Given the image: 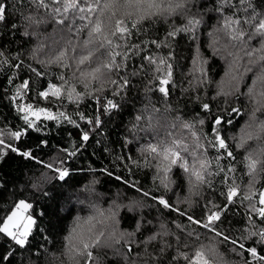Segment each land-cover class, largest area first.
Returning a JSON list of instances; mask_svg holds the SVG:
<instances>
[{
    "label": "trees",
    "instance_id": "16d2710c",
    "mask_svg": "<svg viewBox=\"0 0 264 264\" xmlns=\"http://www.w3.org/2000/svg\"><path fill=\"white\" fill-rule=\"evenodd\" d=\"M8 5V18L6 22H0V132L8 133L15 130H23L25 122L22 119L23 113L17 110L18 105L23 106L32 103L34 107L48 108L54 114L64 112L66 116L76 121L75 124L68 123L63 118L48 121L41 115L36 121L41 127L37 132L31 129L22 137V140L15 143L25 150H32L37 160L22 158L15 153H9L3 161H0V223L10 215L20 200L33 204L34 208L29 209L36 219L38 228H33V235L29 237V245L19 248L11 238L0 234V257L14 252L8 260H0V264H86L85 258L76 256L70 259L69 237L77 217L81 222L87 216L94 214L95 209L107 210L113 205H119V224L117 228L121 231H134L137 223L141 224L140 232L132 241H121L112 247L101 246L92 249L93 256L98 264H187L181 252H188L191 255L193 249L201 245L215 244L219 256L222 258L219 264H244L247 258L252 260L248 253H241L239 249L233 251L230 243H220L219 238L202 227L190 224L185 217L179 216L176 212H169L161 209L154 200L143 195L148 192L151 195H164L170 201L196 218H203L201 205L208 199H214L217 204H223L224 198L218 195L222 190L221 176L212 179V187L204 186L200 189L201 196H191L192 207L185 203L189 197V186L182 170L176 168L170 174L176 184L167 191L160 185V178L153 166H145V160L140 152L141 146L155 139H165L170 132L174 133L177 139L185 137L186 143H190L187 130H181L179 126L172 129L171 125L177 116L186 120H193L197 114L199 118L205 119L203 131L211 133V120L217 114L223 112L224 116L233 122L225 124L222 134L227 139L235 156V178L240 185L241 196L251 179L247 173V160L249 153L253 158L264 149V139H252L247 141L244 148L236 147L242 130L250 122L253 105L247 95L218 96L221 90H230V65L233 56L242 57L240 64L247 65V58L241 50L243 46L232 47L228 37L223 33L216 37L219 40L217 53L209 47L213 37L209 36L219 25L221 16L214 11L219 0H201V11L204 13V24L198 29V39L193 41L187 33H180L173 38H167V33L174 27H180L184 23L182 16L168 18H154L151 21H144L138 30H133L130 36L124 40L114 39V43L122 47L116 51L123 53L130 46L132 51L128 53L125 60L123 56L117 57V63L126 65L118 73L114 72L108 79H118L125 76L131 80L132 86L128 88L122 97L113 95L114 85H107L105 92L101 95L107 99H115L121 104L118 110L105 113L101 110L102 100L97 103L94 96H86L83 100L72 102L65 96L63 99L39 97L38 93L47 90L49 83H59V77L64 75L69 82L75 84L77 92L85 93L83 85L73 76L78 75L75 67V60L70 61L71 67H64L54 63L61 51L65 50L69 41L76 47L75 53L69 55L87 54L82 51L83 42L87 40L88 29L84 28L79 33L77 27L86 25L87 20L81 21L78 14L72 10L66 14L70 19L65 25L55 23L51 11L45 8H37L31 0H6ZM259 10H264V0H255ZM56 6V5H53ZM231 15V10L228 11ZM244 13L241 12L240 15ZM26 17H35L30 22ZM75 25L69 31L72 19ZM94 20V17H92ZM135 19V17H133ZM12 25L16 27L13 28ZM106 33L111 36L115 30L114 20H103L102 25ZM158 40L167 46L157 48L150 41ZM227 45V47H225ZM250 47L259 46V37L251 42ZM90 48L93 45L89 46ZM103 51V50H101ZM169 51L173 52L172 81L174 87L167 97L158 91L146 92L148 80L152 79V71L155 66H148L146 56H167ZM232 53L233 55H229ZM107 53L99 57L105 60ZM207 60L203 65L206 76L205 83L200 84L202 78L200 72V59ZM7 61V62H5ZM21 67H16V65ZM144 65L147 72L141 71L139 75L132 76L131 73L138 71ZM95 66V58L91 64L81 65L83 71H90ZM37 72L45 75H37ZM254 79L253 73L249 72L241 84V92L247 93L245 85H251ZM24 80L31 81V88L24 90L26 95L18 97L16 101L12 97L16 95L17 89ZM93 87H99L94 84ZM199 97V100H197ZM215 98V99H213ZM225 100L228 103H225ZM201 103H210L212 111L205 115L201 109ZM236 107L241 109L239 114H230V109ZM154 109V110H153ZM83 115L85 119H79ZM142 115L144 118L139 123L135 132L130 131L136 123L135 117ZM99 116L102 125L97 129L88 124L87 120ZM35 119L34 117H30ZM258 120H264V115L257 113ZM92 130L90 139L81 143V131ZM235 137V139H233ZM7 140V136L3 137ZM41 140H46V145H41ZM129 141H131L129 143ZM79 146L78 150L77 147ZM67 149L68 154L63 151ZM76 150L73 156L71 153ZM209 159L212 160V171H216L217 156L215 150H209ZM264 160V156L259 157ZM65 161V167L69 168L71 175L66 178L67 182L57 179L54 171L44 167L38 161L45 163H59ZM133 160L137 163H133ZM231 162L222 158L221 166L227 167ZM111 172L109 176L107 172ZM232 175V174H230ZM47 177L48 179H45ZM116 177H121L117 180ZM128 183H124V181ZM135 187H132V184ZM36 185V187H34ZM264 187V173L257 176L255 189ZM46 191L47 196L41 192ZM133 201H139L141 207L129 211L127 206ZM40 213H43L41 216ZM248 201L237 202L230 207L226 215L222 216L220 230L229 233L240 242L251 246V241L243 240L249 230L255 226L264 227L260 224V218L255 217L254 222L249 219ZM110 223V222H109ZM176 224L184 226L183 230L178 229ZM198 232L199 239L195 236L188 237L187 232ZM107 234V232H106ZM156 235L157 239L151 244L144 241ZM180 237L177 243L176 237ZM132 243L133 252L128 260L123 258L121 253L127 252V244ZM187 243L188 248L183 245ZM79 247V241H73ZM165 244L171 247L166 248L163 255L161 248ZM211 259V258H210ZM212 264H216L213 260ZM253 264H256L253 261Z\"/></svg>",
    "mask_w": 264,
    "mask_h": 264
},
{
    "label": "snow or ice",
    "instance_id": "6c2138e0",
    "mask_svg": "<svg viewBox=\"0 0 264 264\" xmlns=\"http://www.w3.org/2000/svg\"><path fill=\"white\" fill-rule=\"evenodd\" d=\"M31 3L35 4L37 8H45L51 11L53 17H60L55 19V23L59 25H65L70 19L66 15L69 10H72L73 14H78L81 21H88L86 25L76 28L78 33L84 28L88 29L89 38L80 46L81 50L86 51L87 54H81L78 57L69 55V53H75L77 47L73 46L71 41H69L65 50L61 51L53 62L59 63L64 67H71L72 65L69 62L75 60L78 75L73 73V76L79 80L86 90L91 89V91H86L85 93L77 92L75 84L70 83L67 77L61 75L59 83H49L47 90L40 91L38 96L45 99L52 97L63 99L66 96L69 101L77 103L86 96H94L97 103L104 101L101 104V110L105 113H111L121 107V104L115 99H107L101 95L105 92L106 86L109 84L115 86L112 89L114 97H122L126 90L132 86L131 80L125 76L118 77V79H108L114 72L118 73L122 67L126 66L123 63H117V57L123 56L126 60L128 53L132 51V47L139 48V46H130L123 53L118 52L116 49L121 48L122 45L114 43L113 38L124 40L131 35L133 30H138L146 20L182 16L184 18L183 25L174 27L171 32L167 33L166 39L173 38L180 33H187L193 41H196L198 39V29L205 22L204 13L201 11V0H31ZM229 10H231V15L227 14ZM214 11L221 16V21L218 22L219 26L216 29L209 32V36L213 37L209 47L219 53V48L216 47L219 40L216 37L218 34L223 33V35L228 37L232 47L243 46L241 49L244 53L243 58H247V65L242 66L240 64L242 57L233 56V62L229 70L230 90H221L217 93L218 96L222 95L224 97L247 95L253 105L250 122L242 130L239 143L236 145V147L244 148L249 140L264 139V120L257 119V113L264 115V10L258 9L255 0H219V4ZM241 12L244 14L240 15ZM92 17H94V20ZM7 18V2L6 0H0V22H6ZM105 18L109 21L114 20L115 30L111 32V36L106 33L102 26ZM26 19L30 22L35 21V17H26ZM74 25L75 19L73 18L72 24L69 25V31ZM12 27L15 28L16 26L12 25ZM257 37H259V46L250 47L251 42ZM150 43L157 48L167 46L158 40H152ZM90 45H93V47L90 48ZM104 53H107V58L100 60L99 57ZM3 55L4 53L0 51V56ZM229 55L233 54L229 53ZM94 58L95 66L91 67L90 71L80 69V66L85 65L86 62L91 64ZM143 59L147 60L148 66H155L152 71V79L148 80L146 92L155 90L165 97L169 96L175 86L172 81L173 64L171 61L174 59L173 52L169 51L167 56H146ZM204 64H207V60L201 58L200 72L202 78L199 81L200 84L205 83L203 77L207 75L203 68ZM16 67H21V65L18 64ZM141 71L147 72L143 64L138 71H134L131 75H139ZM249 72L253 73L254 79L251 85H245L247 93H243L241 92V84L244 83V77ZM36 74L45 75L41 72ZM94 84H99V87H93ZM30 88L31 81L24 80L12 100L16 101L18 97L26 95L24 90ZM197 100H199V97H197ZM225 103H228V101L225 100ZM200 107L206 116L211 114L212 106L210 103H201ZM17 110L24 114L22 119L25 122V126L23 130L18 129L8 133L0 132V161H3L9 153L18 154L22 158L29 160H37L32 150L22 149L15 142L22 140V137L31 129H35L37 132L42 130L36 123V121L40 120L41 115L48 121L63 118L68 123L75 124L79 128L76 121L66 116L64 112H60L57 115L48 108L34 107L32 103H27L23 106L18 105ZM240 111L241 109L232 107L230 114H239ZM143 118L142 115H137L135 117L136 123L132 125L130 131L135 132ZM79 119H85V117L81 115ZM232 122L230 118L225 117L223 112H221L211 120V133H205L203 131L205 119L199 118V114L191 121L184 119L182 116H177L171 128L176 129L179 126L181 130H187L190 143L185 142L187 138L177 139L174 133L170 132L167 138H157L154 142L149 141L140 148L145 160V166H149L152 161H155L153 166L160 178V185L166 192L170 191L171 186L176 184V181L171 179L170 176L173 169L182 170L189 186L190 194L189 197L185 198L184 202L189 207H192L191 196L200 197V189L204 186L211 188V178L221 176L222 190L219 191L218 195L224 198L223 204H217L214 199L206 200L201 205L203 218H196L174 205L166 194L151 195L148 192H143V195L154 200L161 209L176 212L179 216L185 217L190 224L197 225L211 232L214 238H219L220 243L232 244L233 251L239 249L241 253H248L252 260L246 258L244 264H253V261L256 264H264V227L253 224V230H249L247 235L242 238L243 240L251 241V246L240 242V240L219 228V224L222 223V216L227 214L230 207L238 201L242 203L245 200L248 201L249 219L254 222L255 217L258 216L260 224L264 225V187L255 189L257 176L260 173H264V160L259 158L264 156V149H261L256 158H253V153H249L245 158L247 160V173L251 179L241 196L240 185L236 182L234 175L236 172L235 156L221 131L225 124H231ZM87 123L98 129L102 125V120L97 116L87 120ZM91 134V129L81 131V143L89 141ZM4 136H7V140L3 138ZM40 143L41 145H46L47 141L41 140ZM78 148L79 146L76 150ZM76 150L71 155L74 156ZM209 150L217 152V156L214 157L216 171L211 170L212 160L208 156ZM63 151L68 154L67 149ZM222 158L231 163L227 167L221 166L220 160ZM38 162L49 170L54 171L60 181L67 182L66 178L71 175L69 168L65 167V161L62 159L59 163H45L43 160ZM133 163H137V161L133 160ZM104 171L107 172L106 169ZM107 174L109 176L112 175L111 172H107ZM45 179L48 178L45 177ZM116 179L121 180L122 178L116 177ZM124 183L127 184L128 181L125 180ZM131 186L135 187V184L133 183ZM41 194L48 195L46 191H42ZM141 206L139 201H133L127 208L129 211H133L136 207ZM33 208V204L20 200L11 214L0 223V234L11 238L19 248L29 245V237L33 235V228H38L37 219L32 214H23ZM119 211L120 206L113 204L107 210V213L105 210L95 209L94 214L87 216L82 222L81 218L77 217L69 237L66 238L70 244L69 252L74 253L69 258L75 259L76 256H79L85 258L86 264H98L93 256L92 249L101 246L112 247L121 243V241H132L135 243L136 241L133 238L140 232L141 224L138 222L135 230L131 232L119 230L117 228ZM40 215L42 216L43 213H40ZM176 227L181 230L184 228L181 224H176ZM187 236H195L196 239H199L198 232H187ZM156 239L157 236L152 235L144 243L151 244ZM176 239L179 244L180 237L177 236ZM73 241H79L78 248L73 244ZM183 246L185 248L189 247L187 243ZM169 247H171L170 244H165L161 248L160 254L163 255L165 249ZM132 252V243H128L127 252L121 253V255H123L125 260H128ZM12 255H14V252H9L7 255L0 257V260H8ZM180 255L183 256L187 264H212L213 260L216 261V264H219L222 259L217 252L215 244L201 245L193 249L191 255L188 252H181ZM157 264H162V262L158 261Z\"/></svg>",
    "mask_w": 264,
    "mask_h": 264
},
{
    "label": "rangeland",
    "instance_id": "374dc122",
    "mask_svg": "<svg viewBox=\"0 0 264 264\" xmlns=\"http://www.w3.org/2000/svg\"><path fill=\"white\" fill-rule=\"evenodd\" d=\"M14 209H15V208H14ZM14 209H13V210H14ZM10 214H11V213H10ZM23 214H24V215H27V214H31V213H29V210H28V212H27V213H23Z\"/></svg>",
    "mask_w": 264,
    "mask_h": 264
}]
</instances>
